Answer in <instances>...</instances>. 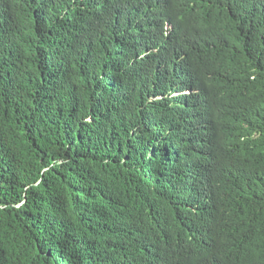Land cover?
I'll return each instance as SVG.
<instances>
[{
	"label": "trees",
	"instance_id": "trees-1",
	"mask_svg": "<svg viewBox=\"0 0 264 264\" xmlns=\"http://www.w3.org/2000/svg\"><path fill=\"white\" fill-rule=\"evenodd\" d=\"M0 264H264V0H0Z\"/></svg>",
	"mask_w": 264,
	"mask_h": 264
}]
</instances>
